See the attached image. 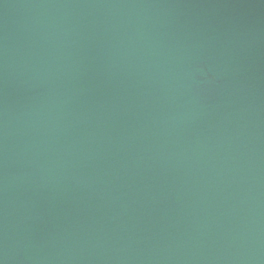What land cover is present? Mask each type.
I'll list each match as a JSON object with an SVG mask.
<instances>
[{
    "label": "water",
    "instance_id": "water-1",
    "mask_svg": "<svg viewBox=\"0 0 264 264\" xmlns=\"http://www.w3.org/2000/svg\"><path fill=\"white\" fill-rule=\"evenodd\" d=\"M0 264H264V0H0Z\"/></svg>",
    "mask_w": 264,
    "mask_h": 264
}]
</instances>
